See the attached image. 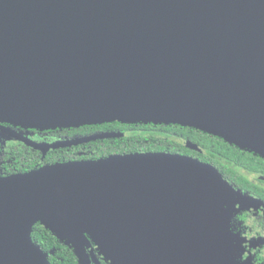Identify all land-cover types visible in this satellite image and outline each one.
<instances>
[{"label":"water","instance_id":"water-1","mask_svg":"<svg viewBox=\"0 0 264 264\" xmlns=\"http://www.w3.org/2000/svg\"><path fill=\"white\" fill-rule=\"evenodd\" d=\"M108 122L190 127L264 158V0H0V125ZM243 202L262 204L165 153L0 177V264H50L38 223L79 264H99L96 251L110 264H240L230 221Z\"/></svg>","mask_w":264,"mask_h":264},{"label":"flooded vegetation","instance_id":"flooded-vegetation-1","mask_svg":"<svg viewBox=\"0 0 264 264\" xmlns=\"http://www.w3.org/2000/svg\"><path fill=\"white\" fill-rule=\"evenodd\" d=\"M138 125L108 122L40 130L1 123L0 177L24 174L54 163L81 158L83 154H87L88 148L96 147L98 144H113L121 137H131ZM98 136L102 138L91 139ZM191 145L197 147L189 148L191 151L203 152L199 146ZM242 173L254 185L255 191L264 194V176L246 170H242ZM229 184L244 195L262 202L248 203L251 205L248 209L237 205L236 208L240 210L232 214L230 225L233 234L243 239L246 251L243 260L249 259L251 264H264V197L256 196L255 192L245 191L231 182ZM255 242L259 246L256 249H249ZM96 256L99 264H110L97 251ZM91 263L96 264L93 259Z\"/></svg>","mask_w":264,"mask_h":264},{"label":"trees","instance_id":"trees-1","mask_svg":"<svg viewBox=\"0 0 264 264\" xmlns=\"http://www.w3.org/2000/svg\"><path fill=\"white\" fill-rule=\"evenodd\" d=\"M188 143L199 146L203 152L191 151ZM86 150L87 154H83L81 158H73L72 161H67H97L115 155L144 153H165L185 157L192 155L199 161L215 167L225 180L245 191L255 192L256 196L264 197L260 191L254 190V185L242 173V170H246L264 176V158L231 145L220 137L194 128L172 124L141 123L131 134V137H121L113 144H98L96 147ZM67 161L63 163H67ZM32 239L49 255L50 264H79L73 249L58 240L41 224L38 223L33 227Z\"/></svg>","mask_w":264,"mask_h":264},{"label":"rangeland","instance_id":"rangeland-1","mask_svg":"<svg viewBox=\"0 0 264 264\" xmlns=\"http://www.w3.org/2000/svg\"><path fill=\"white\" fill-rule=\"evenodd\" d=\"M239 203L241 204V202L239 201ZM239 205V204H238ZM247 205H249L248 204V202H243V204H242V206H244V209H248L251 205H249V206H247ZM259 207H260V205H259ZM259 246V244L257 243V242H255L252 246H250V248L249 249H251L252 250V248L253 249H256L257 247ZM243 251L237 256V261L240 263V264H251L250 263V260L248 259V260H243V256H244V254H245V246H244V242H243Z\"/></svg>","mask_w":264,"mask_h":264}]
</instances>
